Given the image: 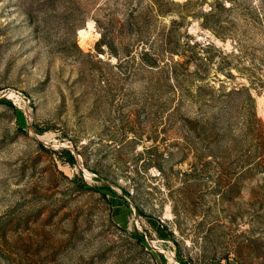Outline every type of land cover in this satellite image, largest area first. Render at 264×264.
I'll return each mask as SVG.
<instances>
[{"label":"rangeland","instance_id":"obj_1","mask_svg":"<svg viewBox=\"0 0 264 264\" xmlns=\"http://www.w3.org/2000/svg\"><path fill=\"white\" fill-rule=\"evenodd\" d=\"M3 99L0 264H264V0H0Z\"/></svg>","mask_w":264,"mask_h":264},{"label":"trees","instance_id":"obj_2","mask_svg":"<svg viewBox=\"0 0 264 264\" xmlns=\"http://www.w3.org/2000/svg\"><path fill=\"white\" fill-rule=\"evenodd\" d=\"M0 102L12 106V104L9 101L5 100V99L1 100ZM16 113H17V115H22L20 112H16ZM63 153L68 156V158H67V162L68 163H70V164H74L75 163V158L69 151L64 150ZM84 186L89 188L85 183H84ZM93 190L96 191V192L101 193L103 196H105L106 193H109L111 196H116V193L114 191H112L107 186L96 187V188H93Z\"/></svg>","mask_w":264,"mask_h":264},{"label":"bare ground","instance_id":"obj_3","mask_svg":"<svg viewBox=\"0 0 264 264\" xmlns=\"http://www.w3.org/2000/svg\"><path fill=\"white\" fill-rule=\"evenodd\" d=\"M85 33H86V32H84V31H81V32H80V34H81L82 37L85 35Z\"/></svg>","mask_w":264,"mask_h":264}]
</instances>
